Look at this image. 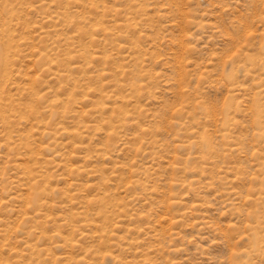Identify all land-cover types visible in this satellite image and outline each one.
Masks as SVG:
<instances>
[{"label": "rangeland", "instance_id": "obj_1", "mask_svg": "<svg viewBox=\"0 0 264 264\" xmlns=\"http://www.w3.org/2000/svg\"><path fill=\"white\" fill-rule=\"evenodd\" d=\"M0 264H264V0H0Z\"/></svg>", "mask_w": 264, "mask_h": 264}]
</instances>
